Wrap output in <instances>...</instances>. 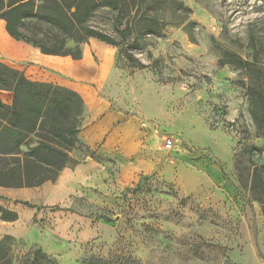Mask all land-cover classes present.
<instances>
[{"label":"rangeland","instance_id":"1","mask_svg":"<svg viewBox=\"0 0 264 264\" xmlns=\"http://www.w3.org/2000/svg\"><path fill=\"white\" fill-rule=\"evenodd\" d=\"M158 2L154 21L133 19L128 40L115 30L114 14L96 12L89 25L119 47L90 39L80 60L42 55L0 22L2 63L31 81L78 92L87 108L83 135L107 111L135 122L138 156L149 162L123 177L116 158L98 155L80 137L69 169L100 166L86 188L69 179L50 208L1 196L9 209L34 212L23 226H50V253L11 236L13 264L39 249L54 264H264V212L251 193L264 137L247 96L254 78L264 90V0ZM228 54L255 64L256 77L228 63ZM0 95L3 102L13 96Z\"/></svg>","mask_w":264,"mask_h":264},{"label":"trees","instance_id":"2","mask_svg":"<svg viewBox=\"0 0 264 264\" xmlns=\"http://www.w3.org/2000/svg\"><path fill=\"white\" fill-rule=\"evenodd\" d=\"M170 0H161L165 4ZM158 0H0V21L17 42L38 49L45 56L82 58V45L90 39L112 47L119 43L89 25L98 11L115 16L114 26L123 40L132 35L134 18L152 22L150 12ZM160 8V7H159ZM150 33L156 29L143 28ZM70 43L73 47H70ZM230 64L258 74L255 64L226 55ZM129 61L132 57L127 55ZM227 63V64H228ZM140 69L145 66L141 64ZM0 92L11 93L12 103L0 100V188L31 189L57 182L71 167V155L82 145L80 135L86 120V103L76 91L66 87L34 82L24 73L0 61ZM250 114L258 137H264V90L258 78L247 88ZM251 193L264 212V165L251 176ZM5 222H16L18 214L0 206ZM0 241V264H13L10 241ZM25 264H54L41 249Z\"/></svg>","mask_w":264,"mask_h":264},{"label":"crops","instance_id":"3","mask_svg":"<svg viewBox=\"0 0 264 264\" xmlns=\"http://www.w3.org/2000/svg\"><path fill=\"white\" fill-rule=\"evenodd\" d=\"M0 98L2 99L3 96L0 95ZM6 100L5 103H12L10 96H7ZM138 133H141V131L138 132L135 122L125 120L121 116H114L112 112L107 111L102 121L93 125L86 135H83L82 131L80 137H82L86 145L95 149L98 155L116 158L123 168V177H127L131 172L144 170L149 167L146 156H138V153L143 149V144L137 137ZM138 145L140 146L137 149ZM136 156L138 158H135ZM133 159L136 160L134 164L131 163ZM99 167L97 162L92 161L91 163L78 164L73 170L67 168L61 172L57 184L54 186H50V183H45L38 188L31 189L0 188V206L17 213L19 216V219L13 223L5 222L0 217V241L4 236H15L43 248L46 247L50 253V226L44 232L34 226H23L27 218L34 216V212L28 209H9L4 206L2 197H9L13 202H30L50 208V201H54L57 194L64 191L67 192L68 183H70L68 182L69 179L74 180L75 183L73 185L75 189L86 188L88 182L99 178ZM48 214L50 215V211ZM35 234H39L41 237L38 243L33 241Z\"/></svg>","mask_w":264,"mask_h":264},{"label":"built area","instance_id":"4","mask_svg":"<svg viewBox=\"0 0 264 264\" xmlns=\"http://www.w3.org/2000/svg\"><path fill=\"white\" fill-rule=\"evenodd\" d=\"M167 149H171L173 147V143L171 141H168L165 145Z\"/></svg>","mask_w":264,"mask_h":264}]
</instances>
